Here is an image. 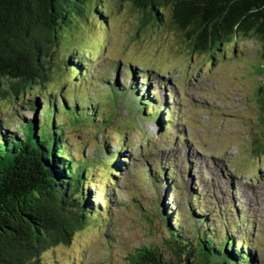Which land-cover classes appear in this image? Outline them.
<instances>
[{
	"label": "rangeland",
	"instance_id": "obj_1",
	"mask_svg": "<svg viewBox=\"0 0 264 264\" xmlns=\"http://www.w3.org/2000/svg\"><path fill=\"white\" fill-rule=\"evenodd\" d=\"M84 10L86 20L73 17L70 31L62 32L58 41V56L53 57L56 61L73 56L76 49L85 51L84 83L72 86L75 80L59 74L55 66L49 73L50 83L38 97L53 96L62 87L63 98L73 92L87 103L91 113L104 116L111 109L118 111V106L129 110L132 93L127 88L117 91L110 83L116 80L128 85L127 69L132 68L139 71L136 75L141 86L145 84L143 77H148L157 101L170 103L173 121L164 133L154 122L130 114L138 121L135 130L116 122L117 127L111 126L102 137L89 126L64 124L73 154L81 150L84 158L107 161L95 168L93 180L98 187L92 192L99 199L91 200L95 207H108V213L78 231L68 246L58 245L45 252L43 261L125 264L135 247L161 246L159 205L153 208L148 204L155 199L161 203L166 196L187 229L188 211L197 207L208 210L215 228L221 231L224 221L220 214L230 222L234 216L242 220L235 236L242 235L256 264H264V155L254 152L264 145L255 95L264 83V77L255 71L261 63V46L240 40L210 59L190 52L183 34L170 25L156 28L139 24L143 15L131 3L88 0ZM96 12L100 14L97 17ZM143 89L140 87V92ZM37 93L34 89L19 99L9 93L0 101V132L7 128L17 132L20 120L35 118L31 103ZM42 107L41 103L40 110ZM39 116L37 113L38 122ZM120 138L123 148L118 145ZM117 154L124 166L121 172H113L116 177L111 179L109 163ZM79 155L76 153L77 158ZM159 166L176 172L179 185L168 190L162 178H154L157 184L150 179L147 171L150 175ZM181 176L184 182H180ZM195 185L199 199H205L187 204Z\"/></svg>",
	"mask_w": 264,
	"mask_h": 264
},
{
	"label": "trees",
	"instance_id": "obj_2",
	"mask_svg": "<svg viewBox=\"0 0 264 264\" xmlns=\"http://www.w3.org/2000/svg\"><path fill=\"white\" fill-rule=\"evenodd\" d=\"M87 1L0 0V101L10 95L14 99L22 98L34 89L38 92L31 103L35 118L26 122L20 120L17 132H9L8 128L0 132V264H46L45 252L58 245L68 246L78 231L107 216L108 207L104 210L95 207V201L91 200L99 199L92 192L98 187L93 180L95 168L98 170L96 166L105 165L107 161L84 158L81 150L73 154L66 142L64 124L89 126L99 132L100 137L108 128L116 126V122L130 131L135 130L138 121L130 114L154 122L164 133L172 125L170 103L157 101L148 77H143L145 84L141 86L136 75L139 71L132 68L127 69L128 85L116 80L113 85L110 83L117 91L127 88L132 93L129 110L123 111L118 106V111L111 109L104 116L95 111L91 113L87 103L73 96V92L71 97L63 98L62 87L53 96L38 97L50 83L49 73L55 66L59 74L75 80L72 86L84 83L85 51L76 49L73 56L56 58V61L53 57L58 56V41L62 32L70 31L73 17L86 20ZM118 2L131 3L143 15L139 24L156 28L170 25L183 34L190 52L210 59L215 52H224L225 46L240 40L258 43L261 63L255 71L256 75L264 77V0ZM97 15L100 14L94 13L95 17ZM89 78L90 75L86 81ZM140 87H144L141 92ZM255 95L264 126V83L258 86ZM37 113H40L39 122ZM118 145L123 148L122 138ZM254 152L264 155V145L257 146ZM76 153H80L78 158ZM114 157L109 163L111 179L116 177L113 172H121L124 166L118 159L120 154ZM172 171L170 167L159 166L150 175L147 171V175L158 181L162 178L170 190L179 185L174 176L176 172ZM182 177L180 182H184ZM107 187L105 183L104 188ZM194 187L190 189L187 204L205 199H199L198 186ZM157 204L161 246L135 247L125 264H256L248 243L242 235L235 236L242 220L234 216V221L230 222L220 214L219 218L224 221L221 231L215 228L210 212L197 207L188 211L186 222L190 229H187L166 196L161 203L155 199L148 205L154 208Z\"/></svg>",
	"mask_w": 264,
	"mask_h": 264
}]
</instances>
